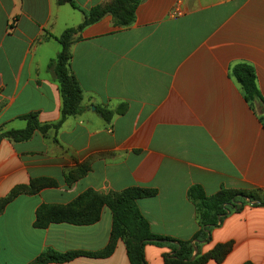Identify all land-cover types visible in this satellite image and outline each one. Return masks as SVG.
Listing matches in <instances>:
<instances>
[{
  "label": "crops",
  "instance_id": "crops-1",
  "mask_svg": "<svg viewBox=\"0 0 264 264\" xmlns=\"http://www.w3.org/2000/svg\"><path fill=\"white\" fill-rule=\"evenodd\" d=\"M73 1L87 11L110 0ZM84 18L57 0H0V131L25 129L20 117L29 113L43 125L61 121L63 98L49 64L62 49L56 38ZM78 36L71 70L83 113L57 133L0 142V201L35 178L59 183L18 197L0 214V264H29L49 248L103 250L113 226L107 207L94 225L34 226L41 205H68L88 190H157L138 201L142 215L154 234L184 241L199 230L192 187L208 196L221 188L264 194V103L249 104L232 74L238 64L252 66L264 100V0H143L130 27L106 15ZM122 105L125 113L110 121L97 110ZM84 163L90 172L67 184L65 172ZM225 243L232 249L222 264H264V206L228 216L200 252ZM170 252L147 244L146 263L165 264ZM64 264L130 262L120 240L108 258Z\"/></svg>",
  "mask_w": 264,
  "mask_h": 264
},
{
  "label": "trees",
  "instance_id": "trees-1",
  "mask_svg": "<svg viewBox=\"0 0 264 264\" xmlns=\"http://www.w3.org/2000/svg\"><path fill=\"white\" fill-rule=\"evenodd\" d=\"M143 0H111L104 6H96L90 10H82L73 0H57L59 5L69 3L84 14V21L77 28L67 29L56 38L61 44L58 56L49 64L60 85L63 98L62 119L57 124L43 125L37 113H29L20 117L27 123L25 129L0 131V142L9 139L20 143L32 139L36 132L47 135L51 131L58 132L68 117L83 113V89L71 70L72 47L81 39V34L88 26L99 22L106 15H111L114 24L120 28L130 27L135 23L136 12ZM78 36V37H77ZM232 74L241 85L246 101L253 105L262 101L257 87L255 70L248 64H238L233 67ZM98 112L110 121L114 114H124L127 105L120 106L116 111L97 108ZM260 120L264 127V113ZM91 170L88 163L79 164L75 169L65 172L64 179L72 184L85 177ZM57 180L41 177L32 179L29 185L15 187L10 194L0 201V214L6 207L22 195H36L46 188H57ZM157 190L131 187L121 192L101 194L88 190L68 205H41L36 212L35 228L47 229L52 224L67 223L75 226H90L100 221L104 208H109L113 215V226L108 245L101 251H69L60 252L49 248L29 264H64L80 257L108 258L115 252L118 242H124L130 264H147L145 247L154 244L169 247L171 252L165 256V264H222L228 257L232 243L218 244L207 254H201L200 245L211 240L212 231L220 227L224 220L233 213L240 212L246 205L264 206V194L261 190H234L221 188L212 196H208L202 186H194L189 190L188 197L194 204L199 230L191 240H178L154 234L149 222L142 215L138 201L152 198ZM196 255V256H195ZM195 256V258H194ZM251 264V263H246Z\"/></svg>",
  "mask_w": 264,
  "mask_h": 264
},
{
  "label": "water",
  "instance_id": "water-1",
  "mask_svg": "<svg viewBox=\"0 0 264 264\" xmlns=\"http://www.w3.org/2000/svg\"><path fill=\"white\" fill-rule=\"evenodd\" d=\"M92 110H94V111H95V110H96V108H95V107H93V108H92ZM195 256H196V255H195ZM195 256H194V258H195Z\"/></svg>",
  "mask_w": 264,
  "mask_h": 264
},
{
  "label": "rangeland",
  "instance_id": "rangeland-1",
  "mask_svg": "<svg viewBox=\"0 0 264 264\" xmlns=\"http://www.w3.org/2000/svg\"><path fill=\"white\" fill-rule=\"evenodd\" d=\"M111 1V0H110Z\"/></svg>",
  "mask_w": 264,
  "mask_h": 264
}]
</instances>
